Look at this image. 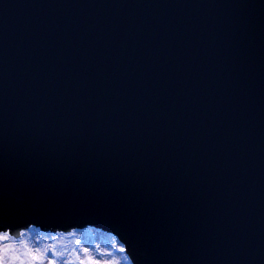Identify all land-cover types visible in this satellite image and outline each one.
Listing matches in <instances>:
<instances>
[{
  "label": "water",
  "instance_id": "95a60500",
  "mask_svg": "<svg viewBox=\"0 0 264 264\" xmlns=\"http://www.w3.org/2000/svg\"><path fill=\"white\" fill-rule=\"evenodd\" d=\"M32 226L264 264V0H0V232Z\"/></svg>",
  "mask_w": 264,
  "mask_h": 264
},
{
  "label": "rangeland",
  "instance_id": "374dc122",
  "mask_svg": "<svg viewBox=\"0 0 264 264\" xmlns=\"http://www.w3.org/2000/svg\"><path fill=\"white\" fill-rule=\"evenodd\" d=\"M4 236L8 239H3ZM123 248L116 237L92 228L69 234L32 228L18 239L0 233V261L7 264H35L33 254L50 253L53 249L55 264H79L78 256L84 260L91 256L100 264H131L127 255L120 251Z\"/></svg>",
  "mask_w": 264,
  "mask_h": 264
},
{
  "label": "snow or ice",
  "instance_id": "6c2138e0",
  "mask_svg": "<svg viewBox=\"0 0 264 264\" xmlns=\"http://www.w3.org/2000/svg\"><path fill=\"white\" fill-rule=\"evenodd\" d=\"M3 239H8L7 236H4ZM6 251V250H5ZM87 250L85 249V252ZM120 251H124V249H120ZM55 257L54 249L51 250L50 253H37L32 255V260L35 264H45V260H47L48 264H55V260L52 258ZM79 260V264H100V262L96 259H93L91 256L87 258V260L80 259L79 256L77 257ZM0 264H7L6 261H0Z\"/></svg>",
  "mask_w": 264,
  "mask_h": 264
}]
</instances>
